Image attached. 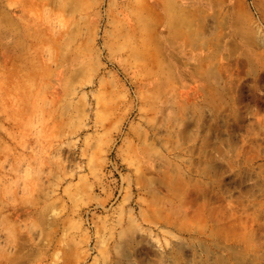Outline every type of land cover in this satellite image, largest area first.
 <instances>
[{
  "label": "rangeland",
  "instance_id": "rangeland-1",
  "mask_svg": "<svg viewBox=\"0 0 264 264\" xmlns=\"http://www.w3.org/2000/svg\"><path fill=\"white\" fill-rule=\"evenodd\" d=\"M0 264H264V0H0Z\"/></svg>",
  "mask_w": 264,
  "mask_h": 264
},
{
  "label": "bare ground",
  "instance_id": "bare-ground-1",
  "mask_svg": "<svg viewBox=\"0 0 264 264\" xmlns=\"http://www.w3.org/2000/svg\"><path fill=\"white\" fill-rule=\"evenodd\" d=\"M137 22H138L139 28H145L146 27V24L144 23L143 18H141Z\"/></svg>",
  "mask_w": 264,
  "mask_h": 264
}]
</instances>
